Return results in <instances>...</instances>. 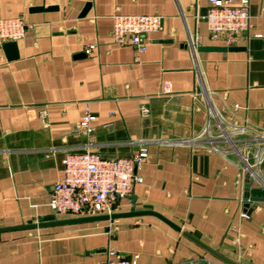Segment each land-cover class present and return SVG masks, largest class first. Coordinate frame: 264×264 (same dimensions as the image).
I'll list each match as a JSON object with an SVG mask.
<instances>
[{
  "label": "crops",
  "instance_id": "crops-1",
  "mask_svg": "<svg viewBox=\"0 0 264 264\" xmlns=\"http://www.w3.org/2000/svg\"><path fill=\"white\" fill-rule=\"evenodd\" d=\"M209 5L0 0V17L28 25L18 57L0 49V228L73 218L49 207L68 151L131 157L146 146L149 157L138 169L144 181L117 212L156 211L233 260L264 264V200L245 197L240 155L184 142L204 128L210 104L264 128V0H251L253 27L237 50L198 49L231 47L210 38ZM115 13L160 14L163 29L139 53L113 41ZM197 35L202 43L193 56L189 42ZM89 43L96 44L92 54ZM143 105L149 116L141 115ZM87 107L97 116L92 136L74 131ZM109 249L139 254L138 264L216 258L153 214L0 232V264H99Z\"/></svg>",
  "mask_w": 264,
  "mask_h": 264
},
{
  "label": "built area",
  "instance_id": "built-area-1",
  "mask_svg": "<svg viewBox=\"0 0 264 264\" xmlns=\"http://www.w3.org/2000/svg\"><path fill=\"white\" fill-rule=\"evenodd\" d=\"M206 16L210 38L236 45L253 27L250 11L251 0H209ZM28 25L22 17H0V49L7 42H18L26 36ZM163 29L160 14L113 15L111 37L121 46L134 45L139 53L146 51L149 34ZM202 37L191 38L189 49L194 56ZM96 44H86L85 50L92 54ZM235 108L239 105L235 104ZM143 117L149 116L150 109L140 108ZM46 112H42L45 117ZM97 116L87 107L74 125V131L92 136ZM112 125L109 123L108 126ZM223 153L236 152L242 160V169L258 174L264 183V128L248 123H238L211 104L204 128L192 138L184 140ZM149 157L146 146H141L131 157H105L85 148L68 151L63 159V177L55 182L49 197V207L57 215L87 217L117 212L121 202L132 196L136 185L143 183L144 177L138 169ZM243 216H247L244 212ZM139 254L132 258L108 250L106 259L99 264H138ZM186 264H227L219 259L201 256L190 258Z\"/></svg>",
  "mask_w": 264,
  "mask_h": 264
},
{
  "label": "water",
  "instance_id": "water-1",
  "mask_svg": "<svg viewBox=\"0 0 264 264\" xmlns=\"http://www.w3.org/2000/svg\"><path fill=\"white\" fill-rule=\"evenodd\" d=\"M89 5L84 10V14L86 13ZM51 10L55 9L54 6L44 7V6H35L32 8V11H41V10ZM4 50L7 52V55L9 59H13L18 57V43L13 42H7L3 45ZM199 50H237L239 47L237 46H231L229 48L227 47H220V46H207V47H200ZM84 53L79 54L78 56H83ZM262 167H264V163L262 164ZM257 182L259 186H253V183ZM245 197L248 198L251 201H262L264 200V183L262 178L256 174L253 173H247L245 176ZM250 204L247 203L246 207H248ZM146 214H153L164 221H166L168 224L173 226L176 230L181 232L186 237L190 238L194 242H196L198 245L203 247L205 250H207L209 253H211L216 258L220 259L221 261L228 263V264H243L236 260H233L223 254H221L219 251L209 247L207 244L203 243L199 239H197L195 236H193L188 231L184 230L181 226L175 224L171 220L167 219L162 214L153 211V210H131L128 212H115L112 214H104V215H96V216H87V217H74V218H66V219H55L50 221H42V222H33V223H27L22 224L18 226H11V227H4L0 228V232L3 231H12V230H25V229H37V228H43V227H49V226H58V225H66V224H74V223H84V222H97V221H104V220H116L123 217H130V216H140V215H146Z\"/></svg>",
  "mask_w": 264,
  "mask_h": 264
}]
</instances>
